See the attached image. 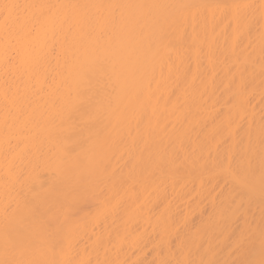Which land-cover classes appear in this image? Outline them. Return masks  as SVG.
<instances>
[{"label":"bare ground","instance_id":"obj_1","mask_svg":"<svg viewBox=\"0 0 264 264\" xmlns=\"http://www.w3.org/2000/svg\"><path fill=\"white\" fill-rule=\"evenodd\" d=\"M5 3L0 264L258 262L262 0Z\"/></svg>","mask_w":264,"mask_h":264},{"label":"snow or ice","instance_id":"obj_2","mask_svg":"<svg viewBox=\"0 0 264 264\" xmlns=\"http://www.w3.org/2000/svg\"><path fill=\"white\" fill-rule=\"evenodd\" d=\"M13 5L10 4H2L0 5V15H3L5 10H8ZM67 7H108L113 10L115 13V10L117 9H125L129 7H137V8H146L151 7L150 5H124V4H111L106 6H82V5H70ZM262 7H264V0H262ZM115 19V16L113 17ZM264 35V34H262ZM5 119H7V115L11 113L12 106L14 105L15 101L14 99H9L7 96V93L5 92ZM217 167H219L222 171H224L226 174L231 175L237 184L242 183V175H248L250 174L251 170V161L250 159L243 157L241 155H235L231 151H229L226 159L222 158L220 161L217 162ZM261 186L262 191H264V155L261 157ZM249 189L251 190V185H249ZM219 216L223 218L224 216V209H221L219 212ZM247 236L244 232H241L238 240H237V246L242 243ZM13 239V238H10ZM260 249H261V259L257 261H249L247 264H264V229L261 230V240H260ZM18 264H30V262H18ZM66 264H71V261L66 262ZM83 264V262H81ZM90 264V262H89ZM100 264V262H98ZM176 264H212V262H206V261H193V260H178L176 261Z\"/></svg>","mask_w":264,"mask_h":264}]
</instances>
